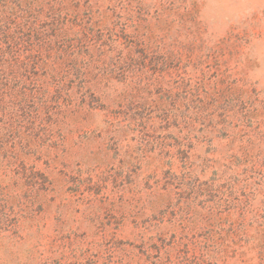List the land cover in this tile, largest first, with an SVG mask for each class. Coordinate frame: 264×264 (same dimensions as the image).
<instances>
[{
    "label": "rangeland",
    "instance_id": "rangeland-1",
    "mask_svg": "<svg viewBox=\"0 0 264 264\" xmlns=\"http://www.w3.org/2000/svg\"><path fill=\"white\" fill-rule=\"evenodd\" d=\"M0 264H264V0H0Z\"/></svg>",
    "mask_w": 264,
    "mask_h": 264
}]
</instances>
